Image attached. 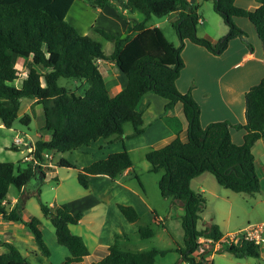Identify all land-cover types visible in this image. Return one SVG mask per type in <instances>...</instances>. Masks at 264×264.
Here are the masks:
<instances>
[{"label": "trees", "instance_id": "obj_1", "mask_svg": "<svg viewBox=\"0 0 264 264\" xmlns=\"http://www.w3.org/2000/svg\"><path fill=\"white\" fill-rule=\"evenodd\" d=\"M74 1L0 0V119L6 127L11 128L20 116L21 99L27 96L42 104L43 129L50 132L48 140L35 143L32 158L23 170L16 172L15 162L0 160V216L28 226L41 254L50 256L41 219L37 216L26 219L23 216L27 198L32 195L40 197V184L46 176L45 168L36 164L34 159H43L47 150L67 151L90 145L100 138L113 141L112 136L125 133L126 122L132 123L133 136L142 134L145 131L144 118L138 104L144 94L152 90L167 99V110L181 101L188 123L187 139L177 135L166 145L145 153L151 164L150 170L162 171L158 181L161 194L172 197L175 202H182L185 208L182 216L184 247L178 249L180 259L189 264H214L213 258L207 255L210 249L205 246L201 248L199 238L218 240L225 233L217 222L198 227L206 201L202 193L192 188L191 180L209 171L219 184L235 192L254 194L260 190L261 181L253 146L264 138V76L245 93L244 122L233 123L224 119L203 125L201 105L194 97L192 87L182 92L177 85V79L185 67L182 52L189 40L220 55L234 38H239L254 51L249 32L236 22L235 17L246 18L255 25L264 49V0H257L259 5L255 9L240 6L236 0H214L215 10L229 27L228 33L217 41L197 34L202 16L198 4L190 0H87L94 7H114L119 16L127 17L121 8L127 12L140 11L145 15L142 20L126 18L127 27L122 33L93 26L96 32L113 42L114 50L110 54L104 52L100 41L80 32L69 22L67 14ZM173 11L179 12L174 23L181 41L179 45L170 41L160 26L146 24L153 14L164 16ZM15 54L31 57L28 74L20 86L15 83L21 75L15 66ZM100 59L115 61L119 71L127 77L126 85L113 96L99 68ZM37 65H42L45 70L40 71ZM61 76L87 82L88 86L83 93H79L59 85ZM31 119L28 113L20 116L24 123H29ZM232 128L245 130L242 143L234 140ZM58 164L74 166L64 157ZM132 166L131 152L124 148L81 167L78 180L88 188L92 175H107L115 179ZM37 167L43 170V178L38 177L40 172ZM35 178L39 184L30 190L29 185ZM11 184H15L22 195L9 208ZM40 206L42 212L51 218L58 242L70 252L64 264H157L158 255L166 252L157 248H125L122 240L126 233L117 232L107 254L99 260L87 262L85 258L90 253L88 244L82 235L74 233L70 227L82 220L83 213L73 212L68 203L52 208L40 199ZM118 207L129 221L140 218L134 205L119 203ZM138 231L143 238L155 234L151 225H141ZM259 246L252 241H243L224 250L238 258L259 256ZM0 264L32 262L14 243L4 240L0 241Z\"/></svg>", "mask_w": 264, "mask_h": 264}, {"label": "rangeland", "instance_id": "obj_2", "mask_svg": "<svg viewBox=\"0 0 264 264\" xmlns=\"http://www.w3.org/2000/svg\"><path fill=\"white\" fill-rule=\"evenodd\" d=\"M198 6L199 13L204 21L198 23L197 34L199 36H210L216 41L223 38L228 33L229 27L223 16L215 10L214 0H200ZM121 9L123 10V8ZM126 15L127 17L119 16L118 10L114 7L106 6L100 10L87 0H75L67 14V19L80 32L89 34L100 41L104 52L110 54L114 50L113 42L96 32L93 26L122 33L126 29L123 28L127 24L126 18L142 20L145 17L140 11L128 12ZM177 17V13L173 12L164 16L153 14L146 24L160 26L167 38L175 45H179L181 41L174 26ZM14 58L15 66L21 71L20 77L15 82L16 85H19L25 77L24 73L28 74L31 57L28 59L15 54ZM101 66L109 82L114 79L115 74H121L119 68L117 66L110 67L108 61H103ZM37 67L40 71L45 70L42 65H37ZM122 77L125 76L122 74ZM42 82L45 84L44 78ZM85 83L87 86V82L64 76H61L58 80L59 85L66 86L79 93H83ZM31 100L32 98L30 97H22L19 111L20 116L24 115L25 112L31 115L32 119L29 123L22 122L19 116L11 128L4 125L0 127V160L15 162L16 172L23 170L32 158L31 148L25 147V144L28 145L27 142L31 138L30 135L37 140H46L50 137V132L45 129H43L42 135H36L38 131L41 132L40 125L44 122V111L40 103H35L31 105V109H26ZM156 112L154 110L151 114L145 115V119H151L150 121L155 124L158 117H160V113L156 115ZM161 116H164V114ZM175 120H177V117H175ZM132 132V123L126 122L125 133L121 136H112L115 140L111 143H107L110 138H100L90 145H83L67 151H51L53 165L44 167L46 176L42 183L40 182V197L32 195L27 198L23 213L26 216L42 218L44 238L51 251L49 260L53 264H63L66 256L69 254V250L65 245L60 244L56 240L55 227L50 218L42 212L40 199L54 208L64 203H68L71 207L77 206L79 208L78 211L82 212L83 217H85L79 222L80 224L78 223V227L86 231L91 223L92 227H94L93 231H95L96 236L100 238L99 241L101 242L114 241V238H111L112 231L121 230L126 233L122 240L123 247L133 250H148L152 248H157L161 251L166 250L165 254L158 255L157 264L185 263V261L180 259L181 256L178 250L180 247H184V229L182 226V216L185 213L184 205L182 202H175L172 197H164L161 194L158 181L162 171L153 172L150 170L151 164L144 155L147 149L141 148L140 143L142 140L146 142V138L132 136ZM17 138H22L23 141H15ZM136 145L138 147H135ZM130 146H133V149L130 150L133 158V171L129 176H119V184L109 182L110 178L106 183L104 181L106 177L103 178L104 176L102 175L91 176L88 188L80 184L78 172L81 167L89 165L96 160L106 158L108 154ZM27 155L28 157H26ZM63 157L70 160L74 166L59 165L58 163ZM261 170L259 167L257 168L258 174H261ZM208 175H210L213 183H215L221 193H233L235 195L232 206L233 214H237L240 216V219L246 220L244 225L264 222V179L260 190L254 194H249L235 192L226 188L217 182L213 174L209 172ZM38 184V180L36 178L33 179L29 185V189H35ZM102 193H104V197H101ZM21 195L20 189L15 184H11L8 198L12 200L15 197H21ZM204 197L206 202L202 216L205 217L207 215L208 218L214 216L211 210L216 206V217H214L213 222H223L225 215L220 210L224 211L225 206L221 203V200L209 192L205 193ZM89 200L92 203H96V205H88ZM118 203L134 205L140 214V218L134 222L129 221L119 209ZM226 204L228 205V203ZM211 212L213 213L212 215H210ZM236 222L237 216L233 217L231 226ZM141 225H151L155 230V234L150 237H141L138 231ZM198 227H204L202 217L198 222ZM232 230L234 229L232 228ZM79 231L80 228L75 227V233ZM27 236H24V241L12 239L11 237L8 240L14 243L24 254H29L32 264H41L32 253L36 245L32 233L29 231ZM0 240L2 241V235H0ZM86 240L89 246L93 245V239L86 236ZM259 249L261 252L259 256L238 258L226 250H221L213 251L212 258L214 264H264V256L262 255L264 244L260 245ZM207 255L211 256V252L210 254L207 253ZM96 258V256L93 257V261H96Z\"/></svg>", "mask_w": 264, "mask_h": 264}, {"label": "crops", "instance_id": "obj_3", "mask_svg": "<svg viewBox=\"0 0 264 264\" xmlns=\"http://www.w3.org/2000/svg\"><path fill=\"white\" fill-rule=\"evenodd\" d=\"M190 1L194 4H198L200 0H190ZM236 3L240 6H243L249 9H255L259 5L257 0H236ZM99 9L101 10L102 8H99ZM123 11L126 14L128 13L126 9H123ZM173 13H177V15L179 14L178 11H173ZM235 20L240 26H242L243 28L245 27V29L249 32V38L254 43V46H255L254 51H251L246 46V44H244L239 38H234L230 41L228 48L220 55H216L212 53L211 51H209L208 49H206L205 47L195 44L189 40L186 41L185 47L182 52V56L185 60V67L182 69L181 75L177 79V85H178V88L182 92H186L192 87V93L201 105V121L203 125H207L211 121L224 120V119H228L232 121L233 123L244 122L245 121V109H246L245 93L252 85L258 83L260 79L264 76L263 43L257 34L255 25L251 21L243 17H235ZM148 26H153V25H148ZM126 27H127V24L123 28L125 29ZM207 37L212 39V37L210 36H207ZM213 41H216V40H213ZM103 61H108L110 67H114L116 66V64H115V61L108 60V59L99 60V68L104 75L109 92L113 96L116 93H118L126 85L127 77L120 71L119 72L121 74H118L115 71L117 74H115L114 79L109 82L107 80L104 70L101 68L102 67L101 63ZM106 71L108 70L106 69ZM122 74L125 77H122ZM20 85L21 84H19L18 86ZM84 86L85 88L83 89V92L85 91L88 85L86 86V83H85ZM159 96H160L159 94L155 93L152 90L147 91L144 94V96L141 98L138 104V108L143 113L145 131L142 134L135 135V136H138L139 138H146V142L143 140L140 141L141 148L147 149L145 150V153L152 148H158V147H162L166 145L177 135H180L182 139H187V124L188 123H187V119L184 113L183 103L179 101L175 104V106L172 109L167 110L165 108L167 99H165L162 96L161 97ZM35 103H36L35 99H32L28 103L26 109H31V105ZM154 110L155 112L157 111L156 115L160 113V117H158V120L155 124L154 122L150 121L151 119H148V120L145 119V115L151 114V112H153ZM162 114H164V116H161ZM175 117H177V120H175ZM44 123L45 121L40 125L41 132L38 131L36 135L38 136L42 135ZM3 125L4 124L0 119V127ZM244 133H245L244 129L232 128V135H233L234 140L237 143L243 142ZM30 137L31 138L29 142H27L28 145L25 144V147L26 148L30 147L31 150H33L35 148V143L40 139L38 140L34 139L31 135ZM114 140L115 138L113 139V141ZM113 141L108 140L107 143H111ZM135 147H138V146L136 145ZM127 149L130 151L131 149H133V146H130ZM253 152L256 158V167L257 168L259 167L260 169H262L261 174H259L260 181L262 183L264 179V141H263V138L259 139L254 144ZM26 157H28V155ZM132 171H133V166L131 169L129 170L127 169L121 175V177L129 176L132 173ZM208 173L209 171H205L195 176L191 180V186L192 188L195 187L193 189L196 190L197 192L202 193L203 195L209 192L214 197L221 200V203H223V205L225 206L224 211L220 210L219 208L220 212L225 215L223 222L217 221V223H219L221 227V230L225 234H227V233H231V232H234L241 228L246 227L247 225H244L246 220L240 219V216L237 214H233L234 211H233L232 206H233L235 195L233 193H226V194L221 193L216 187L215 183H213ZM92 176H95V175H92ZM102 176H104L103 178L106 177L104 181L107 183L110 177L107 175H102ZM109 180H110L109 182L111 183L113 182V183L119 184V178L114 179V180L110 178ZM104 196H105L104 193H102L101 197H104ZM19 199L20 197H15L12 200L8 198V200H10L9 208H12ZM226 203H228V205ZM87 204L96 205V203H92L90 200L88 201ZM72 209H73V212H76L79 210L77 206H73ZM215 209H216V206H214V208L211 210L214 214L212 212L210 214V215L213 214L214 216L209 217V218L207 215H205V217L202 216L204 220V226L206 224L213 222L214 217H216ZM23 216L26 219H30L32 217V216H26L25 213H23ZM235 216H237V222L234 223L233 226H231L232 225L231 222L233 221V217ZM40 219L42 221V218ZM79 224L78 223L71 224L70 226L71 230L74 231L75 233V227L80 228V231L77 232V234L82 235L85 240H86V236L94 240V243L92 246L88 245L90 253L89 255L86 256L85 261L91 262L93 261V257L95 256L97 257L96 258L97 260L101 259L105 254H107L108 247L111 243H113V241L109 240L108 242L106 241L101 242L99 241L100 238L96 236L95 231H93L94 227H92L91 223L89 227L86 229V231H84L81 227H78ZM230 227H232L234 230H232V228ZM41 229L43 231L42 223H41ZM29 231L33 235V232L31 231V229L28 226L24 225L23 223L5 220L3 219L2 216H0V235H2V241L4 240L9 241L8 240L9 237H11L12 239L19 240V241H24L23 238L24 236L28 237L27 235ZM117 232L124 233L125 231H121V230H118L115 232L112 231L111 238H114ZM55 235H56V228H55ZM33 238L35 240L34 235H33ZM56 240H57V235H56ZM86 243H87V240H86ZM32 253L35 255L36 259L41 264H53L49 260L50 256L47 257L41 254L37 243L34 246ZM213 254L214 253L211 254V257L213 256ZM25 255L30 257L29 254H25ZM262 255L264 256V250H263ZM72 264H83V263L74 262ZM184 264H189V263L185 262Z\"/></svg>", "mask_w": 264, "mask_h": 264}, {"label": "built area", "instance_id": "obj_4", "mask_svg": "<svg viewBox=\"0 0 264 264\" xmlns=\"http://www.w3.org/2000/svg\"><path fill=\"white\" fill-rule=\"evenodd\" d=\"M200 22H203L204 19L200 17ZM27 74L24 73V76ZM17 142H21L22 138H17ZM52 150H47L44 152L43 159H34L36 164L42 165L43 167L52 166ZM200 247H208L212 254L213 251H221L230 247L233 244H240L243 241H252L255 244L263 245L264 244V222L249 224L244 228H241L235 232L224 234L220 239L213 240L212 238L200 237ZM213 247V249H212ZM202 249L200 250V252ZM207 253V251H205ZM209 253V252H208ZM210 254V253H209Z\"/></svg>", "mask_w": 264, "mask_h": 264}, {"label": "water", "instance_id": "obj_5", "mask_svg": "<svg viewBox=\"0 0 264 264\" xmlns=\"http://www.w3.org/2000/svg\"><path fill=\"white\" fill-rule=\"evenodd\" d=\"M263 141H264V138H263ZM36 169H37L38 172H40V174H39L38 177L43 178V177H44V172H43V170H42L40 167H37Z\"/></svg>", "mask_w": 264, "mask_h": 264}]
</instances>
